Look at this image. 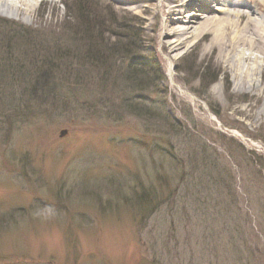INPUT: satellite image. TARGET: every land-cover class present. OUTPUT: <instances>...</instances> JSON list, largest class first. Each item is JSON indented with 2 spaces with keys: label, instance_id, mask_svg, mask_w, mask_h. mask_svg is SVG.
<instances>
[{
  "label": "rangeland",
  "instance_id": "obj_1",
  "mask_svg": "<svg viewBox=\"0 0 264 264\" xmlns=\"http://www.w3.org/2000/svg\"><path fill=\"white\" fill-rule=\"evenodd\" d=\"M116 2L0 16V63L24 74L0 87V264H264V118L235 113L264 78L240 87L248 64L198 38L169 58Z\"/></svg>",
  "mask_w": 264,
  "mask_h": 264
},
{
  "label": "bare ground",
  "instance_id": "obj_2",
  "mask_svg": "<svg viewBox=\"0 0 264 264\" xmlns=\"http://www.w3.org/2000/svg\"><path fill=\"white\" fill-rule=\"evenodd\" d=\"M116 4L123 11L150 15L149 23L161 31L162 49L169 58L177 59L189 39L205 40L206 50L233 55L232 63H247L238 85L258 90L250 78L256 74L264 78V0H117ZM35 5L36 0H0V16H30ZM254 96L259 105L237 108L235 113L263 119L264 100L260 94Z\"/></svg>",
  "mask_w": 264,
  "mask_h": 264
},
{
  "label": "trees",
  "instance_id": "obj_3",
  "mask_svg": "<svg viewBox=\"0 0 264 264\" xmlns=\"http://www.w3.org/2000/svg\"><path fill=\"white\" fill-rule=\"evenodd\" d=\"M64 6H66V5H64ZM128 34L131 35V32L127 28H124L123 27L121 32H119L118 34L114 35V37H115V43L114 44H118V42H121L122 44H124L123 49H121V53H123V55L125 57H129L134 52L139 51L138 46H136V44L134 42V38H132L130 41H128V39L130 38V37L128 38V36H129ZM120 39H121V41H120ZM99 41H100V44L103 43L102 42V38ZM93 43H94V41H93ZM104 52L105 53H108L107 49H105ZM103 56H104V58H106V62L107 61L108 62H112V59L114 57V54L113 53L111 54L109 52V54H108L107 57H105V55H103ZM91 61H93L94 65H96L98 63V58L96 56H93L92 55V60ZM134 67H137V69L134 68ZM129 68H132L134 70L132 72V74L134 72L137 73L138 71H139V74H142V73L146 74V73L150 72V69H149L150 67H148L147 64H144L142 66H138V65H133L132 63H130L129 64ZM145 69H147L148 71L145 70ZM44 70L47 71L49 69H44ZM39 72L40 73H42V72L44 73L43 69H39L38 68L37 71H36V73H39ZM22 75H24L23 74V71H22V69L18 65L0 63V87L2 85H4V84H7V86L10 83L13 84V81H23V82H21V85H23L24 78H23ZM76 77H79V76L76 75ZM153 81L156 82V79L153 80ZM7 86H3V89H0V97H6V96L11 97L12 94H9L8 93V89L9 88ZM149 195L150 194H147V195L143 194V195H141L139 197V199L142 201V203H146V202L150 201V204H151L152 202H156V199H154V197H151V195H150V200H149Z\"/></svg>",
  "mask_w": 264,
  "mask_h": 264
},
{
  "label": "water",
  "instance_id": "obj_4",
  "mask_svg": "<svg viewBox=\"0 0 264 264\" xmlns=\"http://www.w3.org/2000/svg\"><path fill=\"white\" fill-rule=\"evenodd\" d=\"M67 132L66 131H62L61 132V137H63Z\"/></svg>",
  "mask_w": 264,
  "mask_h": 264
}]
</instances>
